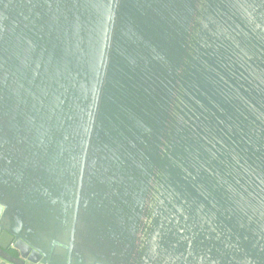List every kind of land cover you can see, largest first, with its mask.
<instances>
[{"label":"water","instance_id":"obj_1","mask_svg":"<svg viewBox=\"0 0 264 264\" xmlns=\"http://www.w3.org/2000/svg\"><path fill=\"white\" fill-rule=\"evenodd\" d=\"M0 264H264V0H0Z\"/></svg>","mask_w":264,"mask_h":264}]
</instances>
